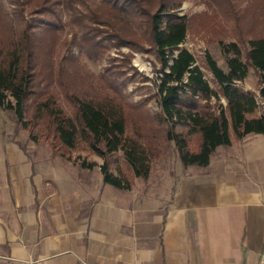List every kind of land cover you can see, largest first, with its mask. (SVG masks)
I'll return each instance as SVG.
<instances>
[{
	"label": "trees",
	"instance_id": "16d2710c",
	"mask_svg": "<svg viewBox=\"0 0 264 264\" xmlns=\"http://www.w3.org/2000/svg\"><path fill=\"white\" fill-rule=\"evenodd\" d=\"M14 1L23 23L16 32L10 22L0 20V108L12 112L24 130L36 129L38 134L45 130L44 135L60 149L70 152L80 143L85 144L88 151L103 160V183L117 189L130 188L126 177L109 171L107 158L117 152H121L134 177L146 180L165 142L172 144L183 167H206L215 150L231 146L232 138L241 141L250 135H264V114L255 116L259 99L264 101V0H247L249 5L240 14L231 0H203L211 2L216 12L204 13L205 18L199 23L201 30L224 31L222 17L235 24L246 46L243 51L237 41L217 40L225 71L205 55L206 69L216 88L209 85L195 65L193 54L181 46L191 22L190 17L178 12L184 0H102L85 14L84 19L92 25L81 24L80 44L91 55L107 51L98 40L105 34L115 39L118 47L148 46L153 51L159 69L152 98L160 109L154 116L145 113L143 105L126 104L118 96L81 97L63 90L72 107L68 115L50 90L53 82L62 85L50 60L56 24L47 19V27L39 30L37 25L41 15L57 18L59 6L73 9L78 0ZM124 16L134 17L137 28L123 30L124 37L111 34L108 28L121 32ZM248 68L257 71V96L237 85L246 78ZM177 126H184V131L177 132ZM192 141L194 147L190 145ZM79 166L91 170L97 164L83 160Z\"/></svg>",
	"mask_w": 264,
	"mask_h": 264
},
{
	"label": "crops",
	"instance_id": "0c3cea01",
	"mask_svg": "<svg viewBox=\"0 0 264 264\" xmlns=\"http://www.w3.org/2000/svg\"><path fill=\"white\" fill-rule=\"evenodd\" d=\"M92 161L74 176L0 132V264H259L264 135L181 166L159 195L103 183Z\"/></svg>",
	"mask_w": 264,
	"mask_h": 264
},
{
	"label": "rangeland",
	"instance_id": "374dc122",
	"mask_svg": "<svg viewBox=\"0 0 264 264\" xmlns=\"http://www.w3.org/2000/svg\"><path fill=\"white\" fill-rule=\"evenodd\" d=\"M101 1L78 0L73 3V9L65 7L61 3L59 11L57 8L59 19L51 14L40 16V22L37 25L39 30L47 27V19H50V22H55L57 27L56 42L50 60L54 73L59 76L62 85L60 88L57 83L53 82L50 90L58 96L60 107L68 115L71 114L72 107L64 97L63 90L73 91L81 97L92 95L118 96L126 104L143 105L142 110L148 115L154 116L160 110L157 101L152 98L156 92L155 83L157 82L159 64L153 51L148 46L143 47V49L132 45L118 47L115 45V39L105 34L104 37H98V40L106 47L107 51L98 56L91 55L90 51L80 44L83 35L81 24L92 25L84 19V16L94 10ZM14 2V0H0V20L10 22L15 31L19 32L23 22H21L22 19L19 17L17 5ZM231 2L237 5L239 14L249 5L247 0H231ZM178 12L180 15L191 18L187 37L181 46L193 54L195 65L201 69L209 85L216 88L212 75L206 69L205 55L211 56L217 65L225 71L224 57L217 40L221 39L225 43L237 41L243 51L246 46L241 42L235 30V24L225 22L222 17H220V21L224 24V31L217 28L216 33H204L201 30L199 23L205 18L204 13L211 15L216 12L211 2L184 0ZM250 16H252V13ZM31 17L32 15L27 16V19ZM121 21L123 22L121 32L112 31L108 28L111 34L124 37L123 30L127 32L137 28L138 22L132 16H124ZM243 36L244 39L248 38L244 30ZM237 85L239 88L251 91L257 96L259 89L257 71L248 68L246 78L242 82H238ZM41 86H43V83ZM261 102L262 100L259 99L260 104ZM221 103L225 104L223 100H221ZM26 115V118H29V113ZM184 128V126H177L176 131L183 132ZM1 131L25 144L28 151L35 150L39 156L53 159L56 164H61L64 171L74 176L79 172V164L83 160L86 162L96 160L103 164V160L88 151L85 144L80 143L77 149L70 152L60 149L51 138L44 135L46 134L45 130L42 134H38L36 129L32 131L24 130L17 125L12 112L0 108ZM190 145L194 147V141ZM62 154H65V157H62ZM107 161L109 171L114 175L126 177L132 189L141 192L147 190L150 194L155 192L157 195L165 187L168 176L177 174L182 166L176 157L172 144L166 142L161 145L159 158L153 160L152 173L149 179L146 180L133 179L130 166L124 161L121 152L108 156Z\"/></svg>",
	"mask_w": 264,
	"mask_h": 264
},
{
	"label": "built area",
	"instance_id": "2783aa9c",
	"mask_svg": "<svg viewBox=\"0 0 264 264\" xmlns=\"http://www.w3.org/2000/svg\"><path fill=\"white\" fill-rule=\"evenodd\" d=\"M259 264H264V245L260 254Z\"/></svg>",
	"mask_w": 264,
	"mask_h": 264
}]
</instances>
